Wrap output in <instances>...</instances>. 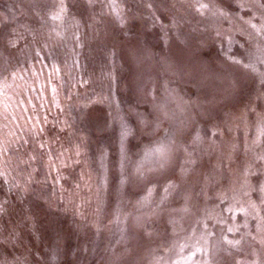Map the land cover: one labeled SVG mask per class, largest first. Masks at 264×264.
I'll list each match as a JSON object with an SVG mask.
<instances>
[{"label": "rangeland", "instance_id": "rangeland-1", "mask_svg": "<svg viewBox=\"0 0 264 264\" xmlns=\"http://www.w3.org/2000/svg\"><path fill=\"white\" fill-rule=\"evenodd\" d=\"M6 159L0 264H264V0H0Z\"/></svg>", "mask_w": 264, "mask_h": 264}, {"label": "trees", "instance_id": "trees-1", "mask_svg": "<svg viewBox=\"0 0 264 264\" xmlns=\"http://www.w3.org/2000/svg\"><path fill=\"white\" fill-rule=\"evenodd\" d=\"M48 107L49 106L46 107L47 112L44 116V122L40 121L39 119L40 116L37 113H35V116L33 115L27 116L25 119H23L21 123H19V126L17 127V131L11 137L10 147L7 151L8 153L4 154V157L7 156L8 154H12L17 150H22L23 147L30 146L31 144H37V146L40 149H43L42 153L48 157L54 158L55 156L60 155L52 151V146L51 144H49L48 141H45L47 139H45L43 133H46V130L48 128L53 129L54 127H56L55 129L57 130V135L64 134L65 128L67 124H69V122L67 123V119L62 120V116H64L63 115L64 109L66 108L68 111L69 108L65 107V105L64 107L63 106L61 107L59 105H56V103H53V107L51 106L50 108ZM61 143H59L60 148L62 146ZM32 151L34 152V150ZM61 151L63 152V154H65L63 150ZM32 154L35 155V153ZM12 163L13 162L9 159H6L4 160L3 163H1L0 179L3 181V184L7 188H11L13 191H16L17 193L21 189L18 190L19 182L17 179V168Z\"/></svg>", "mask_w": 264, "mask_h": 264}, {"label": "snow or ice", "instance_id": "snow-or-ice-1", "mask_svg": "<svg viewBox=\"0 0 264 264\" xmlns=\"http://www.w3.org/2000/svg\"><path fill=\"white\" fill-rule=\"evenodd\" d=\"M201 7H207V5H202ZM54 18H55V17H54ZM253 27H255V26H253ZM229 231H232V229H229ZM228 243H229V244H232L233 241H228ZM236 243H239V242L237 241Z\"/></svg>", "mask_w": 264, "mask_h": 264}]
</instances>
